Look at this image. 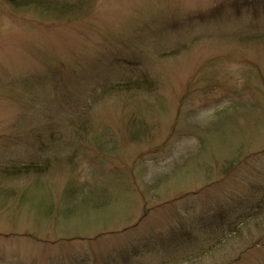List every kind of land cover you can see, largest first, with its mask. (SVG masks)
<instances>
[{"label":"rangeland","instance_id":"374dc122","mask_svg":"<svg viewBox=\"0 0 264 264\" xmlns=\"http://www.w3.org/2000/svg\"><path fill=\"white\" fill-rule=\"evenodd\" d=\"M40 1L0 0V264H264L255 221L197 254L264 198L261 0Z\"/></svg>","mask_w":264,"mask_h":264},{"label":"trees","instance_id":"16d2710c","mask_svg":"<svg viewBox=\"0 0 264 264\" xmlns=\"http://www.w3.org/2000/svg\"><path fill=\"white\" fill-rule=\"evenodd\" d=\"M259 1L254 2L252 4L251 8L249 7L248 9L252 10L253 7L259 3ZM6 2L13 9H15V8L18 9L21 5H25L28 8L29 7L36 8L37 5H39L41 3L40 0H6ZM261 2H262V5H264V2L262 0H261ZM248 3H250V2L249 1L245 2V4H247V5H248ZM64 4H66V3H64ZM78 5L79 4L76 3L73 6L72 4L69 3V5L67 6L65 11H67L69 13V10H71V11L74 10V8H76ZM52 6L57 8L58 4L53 3ZM235 9H236L237 13H239L240 6H237ZM44 10L56 11L52 8H45ZM254 37H257V35H254ZM148 84H151V82H149L146 75L142 74L140 76L138 75V76H135L133 78L127 77L123 81L119 82L115 87L109 86V87H104V88H106L109 91H117V90H123V89H131V88H146ZM151 86H152V84H151ZM104 92H105V90L102 91V93H104ZM42 168H43L42 165L36 166V165H33L32 163L22 164L20 166L18 164H13V166L4 168V169H2V171L7 175L16 176L20 173H27L31 170H35V171L39 172V171H41ZM252 221H255V223H253L255 225L253 229H259V228H261V230L264 229L263 228L264 227V198H261L258 201H255L251 205L249 211L247 213H245V215L242 216V218L238 222V224H240V223L242 224L244 222L243 224L245 226L236 227V225H235L232 227V229L228 230L226 236L224 235V236H219V237H213V238H217V240H215L211 244H208L206 247H204L200 251L198 250V252H197L198 256L200 255L199 257H202L206 253H209L212 250H216L217 247H220L222 245L225 246L226 242L230 241L231 239H233V240L234 239H240V238H243L244 234L248 235L249 231L246 230L245 233H242V228H244L246 226L248 227V225ZM252 232L253 231L250 232L251 236H252ZM227 252L228 251H223L222 253H219V254H226Z\"/></svg>","mask_w":264,"mask_h":264}]
</instances>
